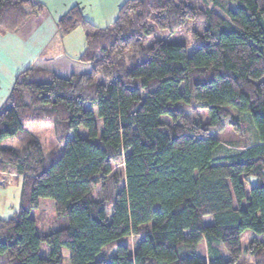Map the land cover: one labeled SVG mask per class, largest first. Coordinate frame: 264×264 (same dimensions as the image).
Masks as SVG:
<instances>
[{
    "label": "trees",
    "instance_id": "1",
    "mask_svg": "<svg viewBox=\"0 0 264 264\" xmlns=\"http://www.w3.org/2000/svg\"><path fill=\"white\" fill-rule=\"evenodd\" d=\"M39 9L0 0V31ZM77 26L84 52L37 59L0 108V172L21 182L0 264H62V247L69 264H264V0H127L104 29L77 6L56 21ZM155 30L168 35L145 45ZM41 200L55 228L37 234Z\"/></svg>",
    "mask_w": 264,
    "mask_h": 264
},
{
    "label": "rangeland",
    "instance_id": "2",
    "mask_svg": "<svg viewBox=\"0 0 264 264\" xmlns=\"http://www.w3.org/2000/svg\"><path fill=\"white\" fill-rule=\"evenodd\" d=\"M35 3H38L39 10L36 14L32 16H39L41 12L47 13L48 15H53L57 10H63L61 6L63 2L68 3L66 6H77L83 18L91 23L95 30L104 29L113 23L115 17L117 16V11L119 6H121L127 0H29ZM70 4V5H69ZM38 8V6L34 7ZM42 16V15H41ZM59 19V18H58ZM168 32L165 30H155V32L149 36L145 42V45L151 44L155 40H163L167 37ZM60 37V36H59ZM59 39V48L65 46L66 53L70 54L78 58L86 48V40H85V30L81 26H77L72 32L65 36H61ZM188 39V38H187ZM63 44V45H62ZM56 45V44H55ZM54 45V47H55ZM189 54L192 52L191 49L188 50ZM130 51L127 52L124 59L128 63ZM182 91V86L180 87ZM234 113L238 114L234 111ZM239 115V114H238ZM200 117L202 120H205V113L203 111L200 112ZM163 120L169 122L168 118L163 117ZM39 138L41 144L43 145L45 152H48L53 145V131L50 125L43 126H33L30 128ZM79 132L82 136H84V132L79 129ZM16 139L5 138L1 141L2 146L7 147H15ZM113 172L121 173V167H117L115 165L112 166ZM14 173L4 172L0 175V183L5 184L0 187V217L8 218L13 216L14 213L18 212L19 209V195H20V178L15 180L13 177ZM15 183V184H14ZM6 184H14L12 188L6 186ZM246 193H248V186L246 187ZM244 204V203H243ZM39 209L41 211H33L31 213L32 217L36 216V232L40 234L42 232H51L54 230V212L52 204L49 200H41ZM141 237H129L126 239L130 249H132L138 239ZM251 238V232L249 230H245L239 239L240 247L242 248L246 242ZM205 248L204 243H200L197 246V251L201 256H205ZM61 260L62 264H69V252L65 247L61 248Z\"/></svg>",
    "mask_w": 264,
    "mask_h": 264
},
{
    "label": "crops",
    "instance_id": "3",
    "mask_svg": "<svg viewBox=\"0 0 264 264\" xmlns=\"http://www.w3.org/2000/svg\"><path fill=\"white\" fill-rule=\"evenodd\" d=\"M28 5L25 3L26 9ZM66 5L68 3L63 2V10H57L53 15L41 12L39 16H29L15 32L0 31V108L6 101L16 76L37 59H50L59 55L76 58L66 53L65 46L62 49L58 46L61 35L57 31L56 21L72 7ZM2 173L4 172H0V175ZM13 177L15 180L19 178L17 175ZM14 184L6 186L12 188ZM2 185L5 184L0 183V187Z\"/></svg>",
    "mask_w": 264,
    "mask_h": 264
}]
</instances>
